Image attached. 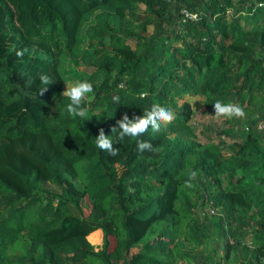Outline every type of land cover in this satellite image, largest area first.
I'll return each instance as SVG.
<instances>
[{
    "label": "trees",
    "instance_id": "obj_1",
    "mask_svg": "<svg viewBox=\"0 0 264 264\" xmlns=\"http://www.w3.org/2000/svg\"><path fill=\"white\" fill-rule=\"evenodd\" d=\"M77 81L87 119L66 110ZM216 100L246 115L201 142ZM153 103L175 113L138 138L156 151L118 141ZM263 114L264 0H0V264H264Z\"/></svg>",
    "mask_w": 264,
    "mask_h": 264
},
{
    "label": "clouds",
    "instance_id": "obj_2",
    "mask_svg": "<svg viewBox=\"0 0 264 264\" xmlns=\"http://www.w3.org/2000/svg\"><path fill=\"white\" fill-rule=\"evenodd\" d=\"M193 20L196 19L195 14H189ZM24 49L16 51L17 57H23ZM39 81L43 85L38 90L39 95L43 96L47 91V85L51 83L50 78L46 74L39 75ZM31 80H29V85ZM94 91L93 85L88 81H77L75 84L66 87L63 95L68 98L70 103L66 105V110L73 116L81 118H88V108L84 106V101L88 94ZM26 96L29 94L27 91L24 93ZM146 95V94H145ZM114 102H119V97L113 98ZM214 116L217 119L225 118H243L246 113L239 104L223 103L221 100H216L213 104ZM175 118L174 111L166 106L153 103L150 108L145 109L143 115L133 116L131 119L127 114H124L121 119L116 121V126L111 128V133L117 134V140L123 141L126 137L137 138V150L156 151L153 145L147 141L139 140L149 127L153 132H158L161 126H167L172 123ZM95 146L106 151L111 156L118 154V149L113 147V140L109 135L104 133L103 129H99L98 135L95 136ZM196 178V172H190L188 179L185 181V187H193L192 181Z\"/></svg>",
    "mask_w": 264,
    "mask_h": 264
},
{
    "label": "rangeland",
    "instance_id": "obj_3",
    "mask_svg": "<svg viewBox=\"0 0 264 264\" xmlns=\"http://www.w3.org/2000/svg\"><path fill=\"white\" fill-rule=\"evenodd\" d=\"M201 109L202 107H200L198 111L192 115V121L195 124V131L197 132V138L201 142H203L205 133H209L213 136L216 133L217 129H220L228 125V122H227V119L225 118L217 119L214 116V114L204 113L203 111H201ZM237 127H239V124H237ZM199 213H200L199 217H202V215L203 216L206 215L209 217V214H207L204 211L203 206L200 208ZM103 238H104V234L100 229H96L92 231L87 236V239L91 243L98 244V245H102ZM108 239L110 242L113 240L111 236H108ZM221 241H222V235L218 233L216 230H212L210 232L209 245L218 246L221 243Z\"/></svg>",
    "mask_w": 264,
    "mask_h": 264
},
{
    "label": "built area",
    "instance_id": "obj_4",
    "mask_svg": "<svg viewBox=\"0 0 264 264\" xmlns=\"http://www.w3.org/2000/svg\"><path fill=\"white\" fill-rule=\"evenodd\" d=\"M187 15V17H191L189 14H194V13H190V12H187L185 13ZM257 127L258 128H263L264 127V114L259 118V120L257 121ZM203 206V209L204 211L207 213V214H211L214 210H213V207H211L210 205L204 203L203 205L202 204H198V210L200 211V208Z\"/></svg>",
    "mask_w": 264,
    "mask_h": 264
}]
</instances>
